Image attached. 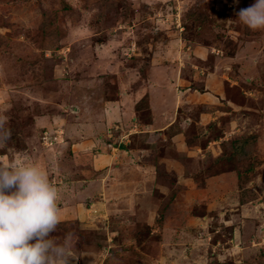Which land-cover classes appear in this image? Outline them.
Masks as SVG:
<instances>
[{
  "label": "rangeland",
  "instance_id": "obj_1",
  "mask_svg": "<svg viewBox=\"0 0 264 264\" xmlns=\"http://www.w3.org/2000/svg\"><path fill=\"white\" fill-rule=\"evenodd\" d=\"M254 2L0 0V131L10 132L0 163L39 165L60 197L79 179L102 180L86 173L101 148L119 146L133 165L107 179L123 176L116 188L128 179L138 193L122 197L117 234L87 198L76 201L84 220L62 210L52 237L72 238L73 259L80 243L99 250L84 256L91 264H264V30L236 17ZM217 85L225 93L210 105L199 93ZM161 89L197 94L166 132L149 136ZM109 101L118 118L94 126ZM208 104L217 117L193 123ZM173 134L196 147L190 156L176 153ZM138 171H150L154 192L138 187Z\"/></svg>",
  "mask_w": 264,
  "mask_h": 264
},
{
  "label": "clouds",
  "instance_id": "obj_2",
  "mask_svg": "<svg viewBox=\"0 0 264 264\" xmlns=\"http://www.w3.org/2000/svg\"><path fill=\"white\" fill-rule=\"evenodd\" d=\"M236 17L251 30H264V0L240 8ZM8 139L10 132L0 131V146ZM59 200L58 188L39 165L0 163V264H72L70 240L52 237L61 223Z\"/></svg>",
  "mask_w": 264,
  "mask_h": 264
},
{
  "label": "crops",
  "instance_id": "obj_3",
  "mask_svg": "<svg viewBox=\"0 0 264 264\" xmlns=\"http://www.w3.org/2000/svg\"><path fill=\"white\" fill-rule=\"evenodd\" d=\"M210 83H211V81H209V82L207 81V85L210 86L209 88H211ZM216 88H217V92H215L214 94L212 91H210V92L206 91L205 92V90H204V91L200 92L199 95L205 96L206 98H210L211 101H209V102L211 105V104H213L219 100L218 96L222 97L223 94L225 93L224 89L222 87H220L219 85H217ZM220 89L221 90L223 89L224 93L222 91H220ZM190 90L191 89H187L186 92H178V91L176 92L174 90L171 92H168L166 89L158 90L160 93H163V96L164 95L165 96H164L162 101H159V99L155 101V98H154V100L150 101L151 107L153 109L152 110V117L149 121L146 122L145 127H147L148 125L150 127H147L144 130V132L147 131L148 135L151 136L152 134H155L154 132H156L158 130L165 131V129L169 128L174 123V121L177 119V117L179 116L180 110H182L184 108L185 105L183 102L188 101L192 95L195 96L197 94V93L191 92ZM188 96H189V98H188ZM114 102H116V101H114ZM107 103L110 105V106L108 105L109 109L105 108L104 111L102 109V111H100V112L94 111L95 112L93 114L94 116L97 113V118L95 120L94 126L98 123V124H101L102 127L107 126V128H109L113 125V122H115V120H116L113 118H118V116L116 114L118 111L121 110L120 105H118V106L116 105V107H115L112 105L115 103L110 102V101ZM187 103H189V102H187ZM105 105H107V104H105ZM210 105L209 104L205 105V108H203L202 111L199 112L198 120L193 122V123L198 124L199 126H205L207 124V122H209L210 119L212 121L214 118L217 117V114L219 113L218 109L215 108L211 111V110H209L212 108ZM136 106L137 105H134V107H135V113L134 114H136ZM158 106H159V108H158ZM110 107H112V109H110ZM107 110H109V111H107ZM87 116L90 117L91 113H88ZM134 116L136 117V115H134ZM137 119H136V125H137V123H139L138 125H142V123L140 121H137ZM92 120L93 119H89V120H87V122H80V124H84V127L88 126V125L93 126L91 123ZM189 120L190 119L188 117L184 118L185 124L187 123V125H188ZM178 133H180V132H178ZM96 134L100 135V133H98V132H96ZM128 142L129 141L127 140V141H124L123 143L118 144V145H124L125 147H128L127 144H130ZM171 142L173 144V147L176 150V153H178L182 157L188 156L196 148L195 146H194L195 148H192L191 146H189L187 139H185L182 134H175V135L173 134V138L171 139ZM214 142L216 143V139H214L211 143H214ZM83 143H84L83 141L78 142V144H83ZM75 145H77V144H75ZM116 147H119V146L111 147L110 150L108 147L101 148L100 149L101 152L96 153V158H93V156H90L89 154H88L89 157L86 158L88 161H90V164H91L90 167H88L86 169V173L87 174H89L90 172H92V174L98 173L99 177H103L102 178L103 181L99 180V178H97V176H96V177H94L95 178L94 181H97L98 183L97 182L88 183V185L86 187H83L80 185L82 183V181L79 179L75 183V185L73 184L68 189L65 188V190L62 189V195H61L60 199L63 202L59 201V207L61 209V216H62V212H64L62 210H66V212H68V217H74V216L81 215V218H83V220L85 218L83 216L84 208L83 207H77L76 204H78V202H76V201H79L80 199H83V198H87L90 200V202L93 203V205H98L104 211L103 216H105L106 219L103 221L105 224H107V227L110 229L111 236L117 234L116 229H118V230L120 229V228H117L118 224H120V227H122V224H123L121 219L118 217V216H121V212H123L122 207L125 206L124 203L121 201L122 197L124 198L125 195L126 196L131 195L130 197H134V199H135V197L138 194L136 192H133V188L130 187L131 186L130 185L131 180L128 181V179H127V182H124V184H122V182H121L120 188H116V185H114V184L119 183L118 181H120V180L122 181L123 176L121 178H118L117 179L118 181H115V179H114V182H111L109 180L107 181V179H110L111 173L115 174L117 172V170H119L120 168H123V170H124L125 168H128L126 166H130V167L133 166L128 161L129 159L123 158V157H127V156L122 155V153H120L121 150H118L119 152L117 150H116V152L112 150V148L115 149ZM125 151H127V150L125 149ZM199 161L200 160H198V163H199ZM101 170H103V172ZM122 175H123V173H122ZM138 176L140 178V179L136 180L138 187H140V189L151 187L152 192H154V190L157 187V184L155 183L154 186L153 185L150 186V183L152 184V182L150 180V171H147V172L138 171ZM144 177H146V179L144 181H142L141 179ZM182 177L186 179L189 176L186 173ZM126 186L129 187V189H130L129 192H125V190L127 189ZM112 187H114V190H112ZM126 193H129V194H126ZM91 197L93 199H91ZM136 204L138 205L139 203H136ZM142 212L144 213V210ZM141 216H142V214H141ZM71 239L72 238L70 237V240ZM101 239H105V236H103V238L101 237ZM73 245H74L73 247H75V249H76L75 255H79V257L76 256V259H78L77 264H91L90 262H91L92 258L87 261L84 256L86 254H92L94 256V255H96L97 251H99V250L95 251L92 248V246H89L86 248L85 245H81L80 243L79 244L73 243ZM105 249L106 248L104 247V250ZM83 258L85 259V261L83 260ZM76 259L72 260V264H73L74 260L76 261Z\"/></svg>",
  "mask_w": 264,
  "mask_h": 264
},
{
  "label": "trees",
  "instance_id": "obj_4",
  "mask_svg": "<svg viewBox=\"0 0 264 264\" xmlns=\"http://www.w3.org/2000/svg\"><path fill=\"white\" fill-rule=\"evenodd\" d=\"M218 172V171H217Z\"/></svg>",
  "mask_w": 264,
  "mask_h": 264
}]
</instances>
